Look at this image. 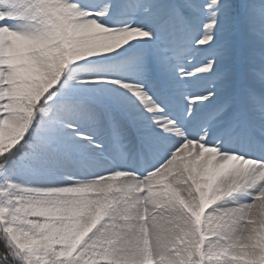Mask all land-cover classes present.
<instances>
[{"label": "snow or ice", "instance_id": "snow-or-ice-1", "mask_svg": "<svg viewBox=\"0 0 264 264\" xmlns=\"http://www.w3.org/2000/svg\"><path fill=\"white\" fill-rule=\"evenodd\" d=\"M0 264H264V0H0Z\"/></svg>", "mask_w": 264, "mask_h": 264}]
</instances>
